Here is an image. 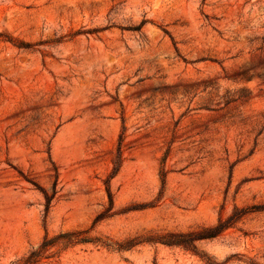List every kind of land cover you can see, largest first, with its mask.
<instances>
[{"label": "rangeland", "instance_id": "374dc122", "mask_svg": "<svg viewBox=\"0 0 264 264\" xmlns=\"http://www.w3.org/2000/svg\"><path fill=\"white\" fill-rule=\"evenodd\" d=\"M69 230L32 264H264V0H0V264Z\"/></svg>", "mask_w": 264, "mask_h": 264}, {"label": "trees", "instance_id": "16d2710c", "mask_svg": "<svg viewBox=\"0 0 264 264\" xmlns=\"http://www.w3.org/2000/svg\"><path fill=\"white\" fill-rule=\"evenodd\" d=\"M109 201L110 199V194L107 192ZM45 199H48V196L44 194ZM209 232L206 234H202L201 236H193L191 233H169L168 235L162 237V238H157V242H160L162 244H167V245H180V244H190L194 239H199L203 237H212L215 234H213L210 230H214L212 228L208 229ZM191 238V239H190ZM189 239V240H188ZM132 240V239H131ZM130 241V240H127ZM125 241L124 243L117 244L118 249L121 248H126L129 246V244H126ZM191 241V242H190ZM57 242H63V243H89L92 242V238L87 236L84 231L80 230H69V231H62L58 232L57 234L47 237L44 236L42 241L37 245L36 248L31 249L28 254L23 258V260H18V262H15L14 264H32L35 263L40 255L46 251L48 248H50L52 245H54Z\"/></svg>", "mask_w": 264, "mask_h": 264}]
</instances>
